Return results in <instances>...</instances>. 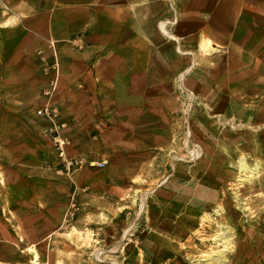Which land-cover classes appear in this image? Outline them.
<instances>
[{
    "label": "rangeland",
    "instance_id": "374dc122",
    "mask_svg": "<svg viewBox=\"0 0 264 264\" xmlns=\"http://www.w3.org/2000/svg\"><path fill=\"white\" fill-rule=\"evenodd\" d=\"M10 1L0 0V17L15 21ZM17 38L0 31V53L3 43L13 49ZM78 39L72 42L77 48ZM205 43L197 50L208 56ZM49 44L34 55L47 57L50 50L53 56ZM44 56L37 73L49 85L54 73ZM256 84L264 88V69H189L175 78L168 104L154 111L161 119L152 123L160 129V147L141 158V169H98L96 163L107 167L108 160L85 155L72 156L80 163L66 170L53 149L43 164L68 180L66 188L57 186L64 199L45 212L49 218L12 208L19 204L9 219L0 210V264H264V89L258 96L233 91L253 101L247 106L223 104L228 97L219 94V87ZM8 94L16 97L15 86L0 87V114ZM36 111L53 148L52 125ZM240 161L248 171L230 168ZM8 182L13 187L6 192L0 177L3 198L18 197L17 181Z\"/></svg>",
    "mask_w": 264,
    "mask_h": 264
},
{
    "label": "crops",
    "instance_id": "0c3cea01",
    "mask_svg": "<svg viewBox=\"0 0 264 264\" xmlns=\"http://www.w3.org/2000/svg\"><path fill=\"white\" fill-rule=\"evenodd\" d=\"M7 3L15 21L0 17V31L14 32L18 38L13 49L2 45L0 87L15 86L17 94L14 99L9 94L3 97L0 177L5 179L6 192L13 187L8 179H15L20 187L15 190L18 197L6 194L8 198H3L0 187V210L7 212V219L14 217L12 208L41 212L37 216L49 218L45 212L53 211L56 202L64 199L57 186L66 188L68 181L57 178L43 164L54 151L44 134L45 121L33 116L45 103L42 91L49 81L37 73L44 55L36 57V48L47 46L48 41L56 44L53 53L59 76L51 104L59 111V121L66 123L61 136L70 143L67 155L107 159L109 165L103 170L144 168L141 158L160 147V129L152 123L161 119L154 111L168 104L166 94L173 80L184 78L189 69H264V0ZM8 21L14 23L7 25ZM79 37L83 44L77 48L72 42ZM204 43L212 50L208 56L197 50ZM44 58L53 63L50 50ZM256 87H261L259 92ZM237 89L258 96L264 88L257 84L219 87V94L228 97L223 104L253 103L234 97ZM234 164L230 168L238 171ZM15 204L19 205L12 207Z\"/></svg>",
    "mask_w": 264,
    "mask_h": 264
},
{
    "label": "built area",
    "instance_id": "2783aa9c",
    "mask_svg": "<svg viewBox=\"0 0 264 264\" xmlns=\"http://www.w3.org/2000/svg\"><path fill=\"white\" fill-rule=\"evenodd\" d=\"M50 48L53 49L54 52V42L50 41ZM53 63L50 68L54 73L53 79L50 81L49 85L42 91V96L45 99V103L43 107L36 111V115L50 122L52 125V143L53 149L55 151L56 157L62 162L66 170L73 168L79 165V161L74 158L66 157V146L68 145V141L61 136V131L66 127L65 122L59 121V111L56 107H53L51 104V97L56 91L58 85V76H59V65L57 62L56 54L53 53ZM48 69V68H47ZM106 166V161H102L96 163V167L102 169Z\"/></svg>",
    "mask_w": 264,
    "mask_h": 264
},
{
    "label": "bare ground",
    "instance_id": "6f19581e",
    "mask_svg": "<svg viewBox=\"0 0 264 264\" xmlns=\"http://www.w3.org/2000/svg\"><path fill=\"white\" fill-rule=\"evenodd\" d=\"M237 168H238V172H246V171H248V169L246 168L245 164L242 161L239 162Z\"/></svg>",
    "mask_w": 264,
    "mask_h": 264
}]
</instances>
